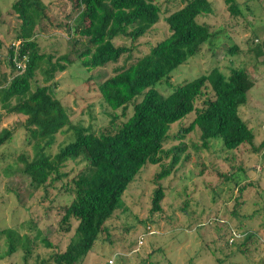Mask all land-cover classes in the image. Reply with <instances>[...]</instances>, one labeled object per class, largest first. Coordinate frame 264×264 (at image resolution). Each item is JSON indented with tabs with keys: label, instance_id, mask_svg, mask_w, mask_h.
Returning a JSON list of instances; mask_svg holds the SVG:
<instances>
[{
	"label": "trees",
	"instance_id": "16d2710c",
	"mask_svg": "<svg viewBox=\"0 0 264 264\" xmlns=\"http://www.w3.org/2000/svg\"><path fill=\"white\" fill-rule=\"evenodd\" d=\"M158 1L72 0L77 14L63 26L69 35L84 37V48L72 50L80 64L90 70L117 63L124 55L130 58L142 44L140 37L160 20ZM226 2L233 17L237 19L243 14L239 1ZM10 8L18 22L16 40L6 49L9 71L0 73V147L12 141L17 128H23V144L31 147L32 154L23 152L17 156L22 164L21 171L29 177L34 188L40 187L55 173L53 178L62 180L66 185L64 192L71 196L62 209V228L69 231L72 220L77 222L65 248L55 250L42 259L41 264H79L99 234L108 230L106 222L119 210L125 188L141 168L145 164L158 163L172 153L178 155L170 167L165 166L156 176L166 174L180 152L186 149L185 143H178L163 150L168 138L181 141L187 133L198 128L201 143L194 146L196 148L207 147L217 138L222 139L226 149L243 144H249L254 150L264 146V140L256 146L257 134L239 112L246 102L248 90L255 83L248 72L250 65L234 60L242 53L240 45L234 43L227 48L229 54H236L230 58L228 73L214 66L208 72L173 85L168 92L162 93L156 88L159 83H169L171 73L199 54L204 45H213L221 28L196 19L198 15L214 12L211 0H185L163 17L168 34L147 43L145 52L133 60L128 58L124 64L116 66L111 75L98 82V96L113 113H109L106 125L97 128L74 122L66 105L53 92L56 72L65 70L72 60L70 52L54 55L39 45L38 31L46 16L43 1L13 0ZM119 37L129 43L116 44L114 40ZM2 46L4 40L0 36V48ZM249 48L258 58L263 53L264 38ZM38 72L42 84L37 82ZM199 97L204 98L196 107ZM130 104L131 114L121 119L115 111L121 109L124 115ZM193 110L195 115L189 124L171 135V124ZM15 114L21 116L15 125H1L4 117ZM59 137H62L61 142ZM69 163L81 164L70 178L74 169H66ZM163 197L164 189L158 185L152 193L151 213L161 210ZM214 218L217 220L218 215ZM225 224V243L235 244L234 240L238 238V251L245 255L252 238L259 240L255 230ZM29 227L36 230L35 240L39 238L44 246H53L47 238L40 237L41 230L35 225ZM0 231L8 238L7 254L21 244L29 255L33 247L30 243L27 245V235L21 236L14 228Z\"/></svg>",
	"mask_w": 264,
	"mask_h": 264
},
{
	"label": "rangeland",
	"instance_id": "374dc122",
	"mask_svg": "<svg viewBox=\"0 0 264 264\" xmlns=\"http://www.w3.org/2000/svg\"><path fill=\"white\" fill-rule=\"evenodd\" d=\"M12 1L0 0V36L4 40V46L0 48V73L9 71L6 49L16 40L18 20L10 8ZM42 1L46 16L37 37L41 49L54 55L70 52L72 60L65 70L56 72L53 92L66 105L74 122L92 124L93 128L106 125L109 113L113 111L98 96L97 84L129 57L124 55L117 63L86 69L72 52L73 49L84 48V37L69 35L63 26L77 14L72 0ZM211 1L214 12L198 15L196 19L218 26L221 32L216 35L213 45H204L199 54L180 64L171 73L169 83L157 84L160 92H168L173 85L208 72L214 66L228 73L230 58L236 54H229L227 48L234 43L240 45L242 51L239 57L233 58L235 61L246 63L251 68L254 62L257 63L249 47L264 38V0H237L243 13L237 19L230 14L226 0ZM184 2L158 1L160 20L140 37L142 44L138 51L132 52L129 61L145 52L147 43L168 34L163 17ZM114 42L127 44L129 40L119 37ZM36 79L38 83H43L39 72ZM255 82L262 97L251 110L252 117L247 119L250 128L257 134V146L264 140V85L261 77ZM203 98H197L196 107L201 105ZM131 112V104L124 115L121 109L115 111L121 119L127 118ZM194 115L193 110L171 124L169 133L175 134L181 127L187 126ZM20 118L18 114L4 117L1 125H15ZM24 137L25 132L19 127L14 131L12 141L0 147V230L16 229L21 236L27 235V245L30 243L33 248L27 255L23 245L18 244L14 252L7 254L8 238L5 232L0 231V264H41L42 259L52 252L65 248L77 224L72 220L69 231L62 228V209L71 196L64 192L66 185L62 180L53 178L55 173L40 187L34 188L29 177L21 171L22 164L17 156L23 152L32 154L31 147L23 144ZM58 141L61 142L62 137ZM178 143H185L186 149L180 152L168 173L156 176L165 166L170 167L178 156L176 154L141 168L125 188L119 210L106 222L108 230L99 234L79 264H264V146L254 150L249 144H243L226 149L222 139L217 138L211 140L207 147L196 148L194 146H199L201 140L200 132L195 128L181 141L168 138L163 150ZM80 166L69 163L66 169L74 170L68 178ZM158 185L164 189L161 210L151 213L152 193ZM216 215L218 219L214 220ZM225 223L257 231L259 240L252 238L246 255L238 251V238L234 240L235 244L225 243ZM30 224L41 230L40 237L47 238L53 246L46 247L39 238L35 240L36 230L31 229ZM140 238L142 243L139 244ZM109 260L112 262L109 263Z\"/></svg>",
	"mask_w": 264,
	"mask_h": 264
},
{
	"label": "crops",
	"instance_id": "0c3cea01",
	"mask_svg": "<svg viewBox=\"0 0 264 264\" xmlns=\"http://www.w3.org/2000/svg\"><path fill=\"white\" fill-rule=\"evenodd\" d=\"M257 63L254 62V67L249 69V74L252 79H258L261 77L263 80L264 85V48L263 53L259 55L258 58L255 59ZM256 82L247 92V99L246 102L240 107L239 112L241 116L248 121V117H252L251 110L255 109V104L261 100V92L258 87L255 86ZM244 109L248 110L249 112H245Z\"/></svg>",
	"mask_w": 264,
	"mask_h": 264
},
{
	"label": "built area",
	"instance_id": "2783aa9c",
	"mask_svg": "<svg viewBox=\"0 0 264 264\" xmlns=\"http://www.w3.org/2000/svg\"><path fill=\"white\" fill-rule=\"evenodd\" d=\"M19 66H21V67H23V65L21 64H19ZM149 228V227H148ZM232 241V238L230 239V242ZM138 243L140 244V243H142V238H140L139 240H138ZM109 263H111L112 261L111 260H109L108 261Z\"/></svg>",
	"mask_w": 264,
	"mask_h": 264
}]
</instances>
